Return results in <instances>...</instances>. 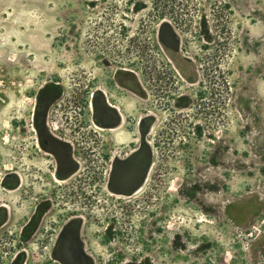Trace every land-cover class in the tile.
<instances>
[{
  "label": "rangeland",
  "instance_id": "1",
  "mask_svg": "<svg viewBox=\"0 0 264 264\" xmlns=\"http://www.w3.org/2000/svg\"><path fill=\"white\" fill-rule=\"evenodd\" d=\"M128 63L147 72L133 104L154 120L150 194L146 209L140 192L116 209L106 242L108 218H96L100 264H264V0H0V202L14 212L0 264L22 251L25 264L49 261V243H18L36 96L48 80L68 93L82 71ZM176 63L197 74L179 90L185 105L161 97L160 72ZM15 170L22 188L4 184Z\"/></svg>",
  "mask_w": 264,
  "mask_h": 264
},
{
  "label": "flooded vegetation",
  "instance_id": "2",
  "mask_svg": "<svg viewBox=\"0 0 264 264\" xmlns=\"http://www.w3.org/2000/svg\"><path fill=\"white\" fill-rule=\"evenodd\" d=\"M255 44L251 41L249 46ZM259 63L258 58L253 61L258 68ZM132 68L129 63L113 64L111 75L101 69L91 79L82 71L68 93L60 81L51 79L35 98V141L29 153L33 168L24 189L31 212L22 219L18 243L31 238L49 243V261L44 264L51 260L100 264L90 247V227L108 218L106 242L113 234L116 209L128 212L127 202L137 192L144 209L148 206L151 153L147 135L154 120L142 111L146 108L140 102L133 104L147 99V72ZM165 70L160 72L161 97L174 95L178 105L190 103L189 96L179 90L183 83L197 82L195 69L176 63ZM22 180L15 170L4 184L18 189ZM13 216L11 206L0 202L1 231ZM13 264H25L23 251Z\"/></svg>",
  "mask_w": 264,
  "mask_h": 264
}]
</instances>
